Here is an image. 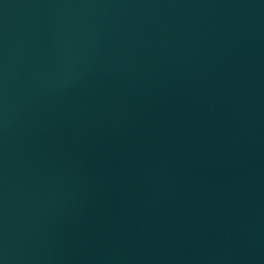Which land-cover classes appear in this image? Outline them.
Listing matches in <instances>:
<instances>
[{"label": "water", "instance_id": "obj_1", "mask_svg": "<svg viewBox=\"0 0 264 264\" xmlns=\"http://www.w3.org/2000/svg\"><path fill=\"white\" fill-rule=\"evenodd\" d=\"M0 264H264V0H0Z\"/></svg>", "mask_w": 264, "mask_h": 264}]
</instances>
